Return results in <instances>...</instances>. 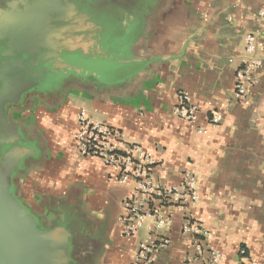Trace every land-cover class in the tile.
<instances>
[{
	"label": "crops",
	"instance_id": "obj_1",
	"mask_svg": "<svg viewBox=\"0 0 264 264\" xmlns=\"http://www.w3.org/2000/svg\"><path fill=\"white\" fill-rule=\"evenodd\" d=\"M94 1L75 23L81 48L96 50L97 69L64 70L62 84L49 90L54 98L25 112V125L36 131L26 137L34 154L17 172L24 178L16 181V194L34 216L33 208L43 218L55 215L45 228L67 232L65 264L131 263L154 221L134 237L123 235L118 198L109 192L113 170L74 155L76 116L84 108L91 119L119 129L125 143L153 152L159 183L178 186L186 172L197 177L200 201L189 212L213 234L209 246L225 255L221 264H243L241 247L264 264V60L256 85L235 96L236 71L251 57L244 35L264 43V0ZM183 93L200 109L196 123L177 114ZM213 113L223 117L216 126L209 122ZM165 214L170 244L156 264H187L194 246L183 231L185 212L167 208Z\"/></svg>",
	"mask_w": 264,
	"mask_h": 264
},
{
	"label": "water",
	"instance_id": "obj_2",
	"mask_svg": "<svg viewBox=\"0 0 264 264\" xmlns=\"http://www.w3.org/2000/svg\"><path fill=\"white\" fill-rule=\"evenodd\" d=\"M75 4L26 0L23 7L0 13V264H65L68 259L67 232L40 229L15 192V175L34 152L21 127L8 119L7 108L27 92L62 84L64 70L95 73L96 50L81 48Z\"/></svg>",
	"mask_w": 264,
	"mask_h": 264
},
{
	"label": "built area",
	"instance_id": "obj_3",
	"mask_svg": "<svg viewBox=\"0 0 264 264\" xmlns=\"http://www.w3.org/2000/svg\"><path fill=\"white\" fill-rule=\"evenodd\" d=\"M246 52L251 57L244 60L236 71L235 96L241 99L256 83V71L263 65L264 43L253 33L244 35ZM258 52L261 54L257 55ZM199 107L190 96L179 97L177 114L186 123L199 120ZM223 117L213 113L209 119L212 125L221 123ZM76 129L72 136L74 155L79 159H95L113 170L115 179L123 185L133 184L129 197L123 202L126 212L120 218L123 235L136 236L138 231L153 219L150 233L136 248L130 264H156L159 253L170 244L171 219L165 214L167 208L185 212L183 227L192 238L194 253L186 257L187 264H221L225 255L209 246L213 234L192 221L189 210L199 204L197 177L186 172L180 185H164L156 181L153 170L158 164L157 156L139 145L127 144L123 133L104 122L91 119L82 108L76 116ZM201 132H206L200 130ZM239 256L243 264H256L248 250L241 247Z\"/></svg>",
	"mask_w": 264,
	"mask_h": 264
},
{
	"label": "flooded vegetation",
	"instance_id": "obj_4",
	"mask_svg": "<svg viewBox=\"0 0 264 264\" xmlns=\"http://www.w3.org/2000/svg\"><path fill=\"white\" fill-rule=\"evenodd\" d=\"M26 1V0H0V13L4 12V11H11L14 7L16 6H21L22 3ZM75 7H74V11H78V13L81 11H83L84 9H87L89 6L91 7V5L89 4V0H75ZM95 3V1H91V4ZM91 9H94L93 7H91ZM53 95L51 93H49V91L47 92H40V91H31V92H27L24 95L23 100L20 103H16V104H11L10 106H8L7 108V117L10 121L19 124L21 126V130L25 131L26 134L25 136L30 139L29 136H31L30 134H35L36 131H33V128H30L29 125L27 126V124L25 125V119L29 117V115L25 114V112H29V110H31V107H37L39 102H49L53 99ZM29 170H27V175L30 174L31 170H32V166L30 165ZM24 178L22 171L21 174L18 175L17 180L21 181V179ZM26 178V177H25ZM25 180V179H24ZM20 184L18 185V187L16 188V193H20ZM23 202L31 207L29 205V203L27 202V199H22ZM32 208V207H31ZM73 214L78 217V220L81 221V223H83L85 221L86 226L82 227L84 233L86 235H91V228L87 225L88 222H86L85 216H83L81 210H79L78 208L72 209ZM33 213L35 214V216H37L39 218V227L40 228H45L47 225V222H53L55 220V215H52L51 217H45L43 218L42 216H39V213L36 209L33 208ZM84 224V223H83Z\"/></svg>",
	"mask_w": 264,
	"mask_h": 264
},
{
	"label": "rangeland",
	"instance_id": "obj_5",
	"mask_svg": "<svg viewBox=\"0 0 264 264\" xmlns=\"http://www.w3.org/2000/svg\"><path fill=\"white\" fill-rule=\"evenodd\" d=\"M14 123V122H13ZM15 185L17 180V175H15ZM133 185V184H132ZM131 184L128 185H123L120 184L116 179L113 181L112 185L110 186L111 188L109 189V192L112 193L115 196V199L118 198V200H115V215L118 218H121L126 212L125 208L123 207V202L129 197L130 192L127 193L128 191V186H132ZM133 188V187H132ZM130 189V191L132 190ZM122 199V203L120 204V200Z\"/></svg>",
	"mask_w": 264,
	"mask_h": 264
}]
</instances>
